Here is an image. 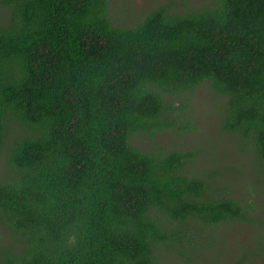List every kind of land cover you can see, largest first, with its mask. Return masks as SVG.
<instances>
[{
    "label": "trees",
    "instance_id": "obj_1",
    "mask_svg": "<svg viewBox=\"0 0 264 264\" xmlns=\"http://www.w3.org/2000/svg\"><path fill=\"white\" fill-rule=\"evenodd\" d=\"M171 8L119 28L108 0H0V264H159L247 219L195 154L132 142L190 131L205 85L264 168V0Z\"/></svg>",
    "mask_w": 264,
    "mask_h": 264
},
{
    "label": "rangeland",
    "instance_id": "obj_2",
    "mask_svg": "<svg viewBox=\"0 0 264 264\" xmlns=\"http://www.w3.org/2000/svg\"><path fill=\"white\" fill-rule=\"evenodd\" d=\"M108 2L113 25L121 28L136 24L161 6L172 5L171 12L184 14L210 0ZM183 100L187 101V114L182 123L191 125L190 131L170 129L154 137L138 135L132 144L148 153L164 148L169 152L195 154V159L187 165V175L226 189L230 197L247 210V219L221 225L197 237L198 243L185 241L184 245L176 244L174 250L159 247L158 252L162 254L157 255V260L159 264H236L239 260H243V264H264V168L250 149H244L240 136L222 131L224 104L208 87L196 89ZM177 104L179 106L180 102ZM0 163L4 165L3 156ZM214 174H219L215 180L210 178ZM8 238L7 230L0 225V245L6 244Z\"/></svg>",
    "mask_w": 264,
    "mask_h": 264
}]
</instances>
